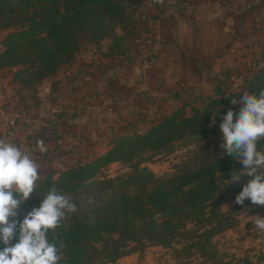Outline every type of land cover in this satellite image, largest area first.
I'll return each mask as SVG.
<instances>
[{
    "label": "trees",
    "instance_id": "1",
    "mask_svg": "<svg viewBox=\"0 0 264 264\" xmlns=\"http://www.w3.org/2000/svg\"><path fill=\"white\" fill-rule=\"evenodd\" d=\"M137 1H130L135 5L127 12L124 0H0V30L19 26L3 39L0 72L17 68L15 81L32 73L27 83L35 75L48 78L74 61L82 39L97 45L110 35L112 25L119 26L121 33L112 43L111 49L117 48L135 31L133 15L142 16ZM146 29L143 24V35ZM260 89H264V68L248 78L238 94L225 95L217 82L215 98L201 109L194 108L189 117L178 107L142 134L125 132L113 139L111 148L94 160L62 170L57 178L53 172L46 174L21 205L20 219L39 207L42 197L55 187L77 206L48 234L50 241L63 245L59 264H113L150 246L169 250L174 264H252L247 258H225L213 242L235 222L234 210L221 213L219 208L240 189L239 183L227 181L232 172L241 171V162L224 152L194 170L161 179L141 165L150 159L143 158L147 153L168 152L182 139L214 133L211 120H218L220 127L232 99H242L245 91L258 97ZM257 148L264 149V139ZM115 162L127 164L129 171L107 178L103 169ZM260 209L264 216V208ZM256 261L264 264V254Z\"/></svg>",
    "mask_w": 264,
    "mask_h": 264
},
{
    "label": "crops",
    "instance_id": "2",
    "mask_svg": "<svg viewBox=\"0 0 264 264\" xmlns=\"http://www.w3.org/2000/svg\"><path fill=\"white\" fill-rule=\"evenodd\" d=\"M258 1L196 0L182 11L169 7L160 12L152 0H138L137 9L153 37L150 63L107 65L97 52L83 48L75 53L73 63L42 81L36 100L28 97L31 90H21L13 68L2 70L0 138L22 146L39 165L58 157L62 167L92 156L136 124L143 126V118L169 115L188 93L211 95L216 74L259 32L252 23L264 9ZM53 95L55 102L41 101ZM72 109L78 116L70 123L76 125L68 131L58 125L63 145L54 147L58 138L49 140L50 132L43 128L53 123L48 120L53 114ZM38 141L46 151H40Z\"/></svg>",
    "mask_w": 264,
    "mask_h": 264
},
{
    "label": "rangeland",
    "instance_id": "3",
    "mask_svg": "<svg viewBox=\"0 0 264 264\" xmlns=\"http://www.w3.org/2000/svg\"><path fill=\"white\" fill-rule=\"evenodd\" d=\"M132 0H124V6L127 8V12H131V9L134 8V3H131ZM158 6L160 12L164 10H168L169 7L174 9L183 10L186 7V4L195 5L196 0H152ZM255 1V0H253ZM133 2V1H132ZM138 2V1H137ZM136 2V3H137ZM259 5L264 4V0L258 1ZM256 5V4H255ZM252 5H249L251 11H253ZM263 9V8H262ZM138 11V9H137ZM249 11V10H248ZM139 12V11H138ZM141 14V13H140ZM133 15L134 20V33L126 36L121 42L118 43V47L115 49H111L112 43L114 42V37L119 36L121 33L119 31V26L112 25L111 33L108 37L104 38L97 45L89 44L86 39H82L78 44V51L81 49H90L92 51L97 52L100 56H102L103 60L108 64H114V61L118 62V64H124L125 62L133 63V62H142L150 63L153 58V54H151L150 50L153 44V37L150 36L151 30L148 25L145 23L146 19L141 17H135ZM255 17L257 20H255ZM252 19L253 30L257 32L255 34V38L253 37L249 40L243 47L240 48V52L237 54L235 59L228 65H226L223 69H221L216 74L215 85L216 83H220L221 89L224 94L227 95L229 93H240L242 91V87L245 81L250 78L254 73H256L259 69L264 68V57L262 55L264 49V9L259 11L258 15L256 14ZM141 21V22H140ZM143 24L147 28L146 35H143ZM19 26H13L9 30L2 29L0 30V52L3 51V39L8 34V32L18 29ZM147 36V37H146ZM149 41H152L149 42ZM110 50V51H109ZM112 50V52H111ZM117 50V51H116ZM75 58V56H74ZM73 63V62H72ZM116 64V63H115ZM14 69V75L17 68ZM8 70V69H5ZM10 72L11 69H9ZM57 73V72H56ZM9 74V73H8ZM30 75L22 77L23 79H19L21 90H31L32 93L29 94L28 97L36 100L34 95L42 90L39 89L43 86V80L38 79V76H33L34 81L32 83H27V78ZM55 75V74H54ZM36 78V79H35ZM57 82V81H56ZM55 82V83H56ZM215 85L211 92V95H200L194 94V96L188 93L185 99L179 104L178 107L183 108V114L185 117H189L192 114V110L194 108H202L203 104L207 103L209 99L215 98ZM57 83L55 84V90L57 88ZM35 92V93H34ZM179 95V94H178ZM190 95V96H189ZM193 99H190V98ZM50 99L41 100L45 103H53L57 100L56 95L50 96ZM40 101V102H41ZM70 105V104H69ZM68 103L64 106L66 109L69 107ZM232 105V104H231ZM232 105L231 107L235 109L236 114L238 116L240 107ZM43 107V106H42ZM177 107V108H178ZM54 118H49V123H52L49 127L45 126L43 129L48 130L50 133L47 136H50V139L56 137V141L54 143V147L60 148L63 144L61 141V135L58 133V125L62 127L65 125L66 130L68 131L71 128L74 120V117H77L78 114L75 113V110L69 111H61L53 114ZM57 118V121L55 120ZM60 119V122L58 121ZM63 118V119H62ZM100 116H98V119ZM160 118H143L144 125L137 126L136 122L130 121V124H136L134 127L129 128L124 131L128 132V134H142L154 121ZM221 119V118H220ZM218 120L212 121L209 124V127L212 128L215 132L211 133L207 137H200L198 139L193 140H185L182 139L176 143H174L173 148L168 152H163L160 154H152L147 153L143 156V158L150 157L145 163L141 165V167H146L150 170L158 179L168 177L173 174H178L183 169L194 170L199 166L208 163L215 156L224 153V149L221 148V144L223 143V134L220 130V127H216ZM138 122V121H137ZM120 123V122H119ZM118 124V123H117ZM76 125V124H73ZM103 125V124H102ZM32 126H37V123H33ZM103 127V126H102ZM123 133L117 134L113 138L110 139L109 143L105 148H102L98 152L94 153L92 156H86L84 160L83 158L73 162L68 163L65 166H60L58 163L59 158L47 160L48 163L43 162L39 165V173L40 179L38 181L43 180V178L48 173H54V178L58 177V173L62 170H66L71 166H75L80 164H84L90 162L97 158L98 156L104 154L111 148V141L120 137ZM264 150V149H263ZM68 152V151H66ZM53 155V154H52ZM54 157V156H53ZM62 161H60L61 163ZM54 165H53V164ZM58 166H55L57 165ZM127 164L121 162H115L110 164L108 167L103 169V175L107 176V178H115L118 176H122L129 171L127 168ZM60 169H59V168ZM243 169V167H242ZM241 169V170H242ZM254 177H250L248 175H243L239 182L238 187L239 191H234L235 193L232 195V200L224 202L220 206L221 213H227L231 209L235 212V222L228 229H226L221 234L215 236L213 238V242L216 244L217 250L220 254H224L227 259H243L247 258L252 261V264L257 263V257L264 254V232L258 230L255 225L251 222V216L261 215V207L262 205L252 204L250 199H246L243 205H239L235 203V197L242 191V188L245 184H247ZM37 181V182H38ZM237 186V185H236ZM227 207H226V206ZM225 206V207H223ZM113 264H174L171 254L169 250H165L159 246H150L147 247L143 252H135L133 254L127 255L118 259Z\"/></svg>",
    "mask_w": 264,
    "mask_h": 264
},
{
    "label": "clouds",
    "instance_id": "4",
    "mask_svg": "<svg viewBox=\"0 0 264 264\" xmlns=\"http://www.w3.org/2000/svg\"><path fill=\"white\" fill-rule=\"evenodd\" d=\"M231 104L242 106L238 116L234 108L223 116L221 148L241 162L243 169L232 172L227 182L239 183L245 174L254 177L243 186L235 203L243 205L250 199L252 204L264 206V150L257 148L264 139V89L258 97L245 91L242 99H232ZM38 145L41 152L46 151L42 141ZM38 179L39 164L31 155L19 144L0 138V264H59L63 258V245L50 241L48 234L67 214L77 211L71 196L53 187L39 207L20 219L21 205L34 193ZM251 222L264 232V216H251Z\"/></svg>",
    "mask_w": 264,
    "mask_h": 264
}]
</instances>
